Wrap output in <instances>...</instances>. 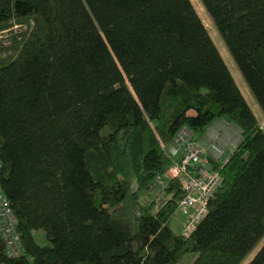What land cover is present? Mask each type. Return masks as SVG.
<instances>
[{"label":"trees","instance_id":"1","mask_svg":"<svg viewBox=\"0 0 264 264\" xmlns=\"http://www.w3.org/2000/svg\"><path fill=\"white\" fill-rule=\"evenodd\" d=\"M201 1L264 111V0ZM220 117L240 140L176 233L166 147ZM0 162L21 238L0 264H239L264 234V131L191 0H0Z\"/></svg>","mask_w":264,"mask_h":264},{"label":"built area","instance_id":"2","mask_svg":"<svg viewBox=\"0 0 264 264\" xmlns=\"http://www.w3.org/2000/svg\"><path fill=\"white\" fill-rule=\"evenodd\" d=\"M192 136L193 132L184 126L166 147L167 153L172 157V164L166 174L168 177L178 178L184 191L176 208V211L184 216V235H189L205 217L208 212V200L223 180L220 169L210 164L206 152L208 150L218 158L224 149L216 141L202 145ZM227 156H224L222 162L226 161ZM17 222V217L0 185V231L10 254L19 253L21 248Z\"/></svg>","mask_w":264,"mask_h":264},{"label":"rangeland","instance_id":"3","mask_svg":"<svg viewBox=\"0 0 264 264\" xmlns=\"http://www.w3.org/2000/svg\"><path fill=\"white\" fill-rule=\"evenodd\" d=\"M193 6L195 7L198 15L200 16L201 20L203 21L204 25L207 28V31L212 38L215 46L217 47L220 55L222 56L223 60L227 64L229 70L231 73L235 76L236 81L238 82V86L243 91L245 98L249 102L251 108L258 114L256 110L262 109L261 106L257 103L254 95L252 94L250 88L248 87L247 83L245 82L233 56L231 55L230 51L228 50L226 43L224 39L222 38L218 28L214 24L210 14L206 10L204 4L201 0H191ZM253 102L256 103V107L253 105ZM259 116V115H258ZM259 121L262 122V120ZM162 181H166V177L159 178ZM159 179H157L153 183L152 192L156 190H160L162 187V183L159 182ZM183 214L176 212L171 220V227L176 233H182L183 230ZM34 236L36 237L37 241L40 244H49L50 241L46 238L44 230L43 229H37L34 231ZM264 243V234L261 236V238L257 241V243L251 248V250L246 254V256L241 260L239 264H246L248 260L254 255V253L258 250V248ZM197 252L195 251H189L184 253L181 258L172 264H190L194 258L196 257ZM0 261H3V258H0Z\"/></svg>","mask_w":264,"mask_h":264},{"label":"crops","instance_id":"4","mask_svg":"<svg viewBox=\"0 0 264 264\" xmlns=\"http://www.w3.org/2000/svg\"><path fill=\"white\" fill-rule=\"evenodd\" d=\"M233 77L236 81V78L234 75H233ZM236 83L238 85L237 81H236ZM241 92L244 95L242 90H241ZM248 104H249V102H248ZM253 105L256 107L255 102H253ZM256 111L258 112V114L255 111H254V113H255L258 121H259L258 117H260V120H262V122L259 121V123L261 125L262 130L264 131V111H263V109H259ZM192 138L199 141V143L202 145H206L210 141H216L224 149V152L218 158H215L212 155V153L207 150L206 156L208 157L210 164H212V161H215V162L220 164V163H222L224 156L229 155V153L232 151V149L239 142L240 131H239V128L233 122H231L227 118L220 117V118H216L215 120H213L211 122V124L208 126V128L203 132L202 135L197 136V135L193 134Z\"/></svg>","mask_w":264,"mask_h":264}]
</instances>
